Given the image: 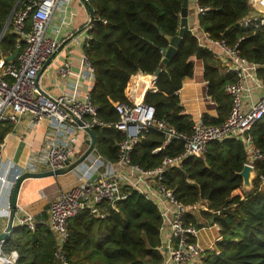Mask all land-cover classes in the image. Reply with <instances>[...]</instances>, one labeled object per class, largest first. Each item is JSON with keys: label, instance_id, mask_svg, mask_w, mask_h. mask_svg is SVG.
Masks as SVG:
<instances>
[{"label": "trees", "instance_id": "trees-1", "mask_svg": "<svg viewBox=\"0 0 264 264\" xmlns=\"http://www.w3.org/2000/svg\"><path fill=\"white\" fill-rule=\"evenodd\" d=\"M17 0H0V33ZM25 0H19V6ZM183 0H89L88 8L95 18L89 30L91 38L83 45L94 66L91 97L97 105L98 117L109 126H94L95 146L108 160L118 157V142L124 133L114 123L119 116L118 102L130 101L135 73L155 74L157 91L145 90L143 100L155 106V115L178 130L190 132L192 117L183 112L178 91L184 79L194 72L199 41L187 30L168 62L163 61L162 48L178 33ZM208 9L197 15L198 25L212 38L238 41L241 53L249 60L264 63V29L240 25L239 20L251 13L247 0H199ZM28 26V25H27ZM8 21L0 36V58L8 56L18 43ZM200 60L207 92L217 103V115L203 114L205 123H220L230 112V98L224 91L234 75L225 73L212 52L201 46ZM264 75V70L260 69ZM10 125L0 127V140ZM255 145L264 152V115L251 127ZM162 134L149 128L132 151V161L144 168L157 166L163 156L182 151V141L173 140L162 150L153 152ZM246 159L242 142L228 137L210 142L200 157H188L182 167H168L164 182L173 188L175 197L185 205L205 199L204 219L214 218L221 226L222 238L214 249L205 251L197 264H264V187L257 177L252 187L244 189L238 174ZM264 173V162L256 163V173ZM43 217V216H41ZM185 222L201 227L196 212L187 211ZM161 215L156 204L135 189L108 209L104 217L88 209L69 219L64 251L68 264H161ZM54 242L46 225L38 223L33 231L16 226L5 238L2 250H16L14 264H62L53 254Z\"/></svg>", "mask_w": 264, "mask_h": 264}, {"label": "built area", "instance_id": "built-area-1", "mask_svg": "<svg viewBox=\"0 0 264 264\" xmlns=\"http://www.w3.org/2000/svg\"><path fill=\"white\" fill-rule=\"evenodd\" d=\"M70 1L25 0L15 6L8 20L19 42L15 45L18 51L13 59L0 58V127L4 123L14 126L22 120H25L27 127H32L46 119L48 129L43 148L33 151L22 167L13 168L9 161L0 160L2 228L8 217L10 189L18 175L25 171L36 172L37 166H43L45 170L67 168L78 158L74 155V143L79 131H85L90 139L84 127L92 129L94 126L110 125L98 117L97 105L92 100L94 66L85 52L81 53L79 70L76 72L70 68L68 61L57 68L62 76H74L68 90L49 95L36 88L37 73L64 43L62 40L65 38L60 40L59 36L63 28L71 25L74 16L72 11L69 17L63 13L68 11L66 5ZM79 1L82 6L88 7L89 0ZM247 3L252 11L239 20L240 25L264 29V0H247ZM192 5L197 15L208 9L199 0H192ZM88 10L80 28L66 37L70 43L83 45L91 38L89 30L95 16L93 14L91 19V10ZM54 13L59 14V21L51 24ZM194 34L199 45L212 52L221 69L234 75V80L224 85L231 103L226 119L213 124L205 123L199 117L192 119L190 132L178 130L167 120L156 117L155 106L143 100L145 90L157 91L156 75L138 71L134 76L130 101L115 105L119 118L114 125L124 133L118 142L117 159L108 160L94 145L85 160L68 171L75 175L74 184L67 188L54 185L48 194L41 193L47 203L43 217L36 216L16 202L12 226L33 231L38 223L46 225L53 235L54 256L66 264L64 243L69 234V219L85 209L104 217L108 209L127 197L130 189H135L153 201L160 212L159 248L164 255L161 264H197L202 261L208 248L198 239L201 227L187 224L185 213L195 212L205 199L191 205L183 204L175 197L173 188L164 182L163 173L168 167H182L188 157L203 156L210 142L233 137L242 142L246 151L243 165L253 166L252 179L257 177L259 186L264 187V173H256V163L264 162V152L255 145L250 133L251 127L264 115V75L260 73V69L264 70V63L245 57L238 47V41L231 44L224 37L212 38L204 30L200 35ZM149 128L162 134L161 144L153 152L162 150L175 139L182 141L183 148L177 154L163 156L157 166L144 168L134 163L131 155L141 135ZM201 207L216 214L221 211L204 204ZM211 219L204 220L217 229L214 236L216 244L222 238L221 226L214 218L212 222ZM3 242L0 240V264H14L18 254L16 250L4 252Z\"/></svg>", "mask_w": 264, "mask_h": 264}, {"label": "crops", "instance_id": "crops-1", "mask_svg": "<svg viewBox=\"0 0 264 264\" xmlns=\"http://www.w3.org/2000/svg\"><path fill=\"white\" fill-rule=\"evenodd\" d=\"M77 3L84 10V15L79 20V15H82V13L78 12L76 2H72L71 0L66 5L68 11L63 12L64 15L69 17V13L72 11L74 12V16L71 25L63 28L62 34L59 36L60 40L65 38V40H62L64 42L63 45L40 69V73L36 78V88L40 92L57 95L70 88V82L74 81V76L72 74L62 76L57 72V68L63 62L68 61L70 68L74 72L79 70L81 53L83 51L82 45L70 43L68 38L66 39L70 32H74L80 28L89 11L87 6L80 4V1H77ZM188 7V29L200 35L202 29L198 25L197 14L192 10V0H189ZM58 19L59 14L54 13L50 23L58 22ZM70 28L74 30L69 31ZM193 60V75L183 80L182 86L178 91L183 112L190 114L192 119L199 118L203 114L216 116L217 103L212 100L207 92L208 85L203 76V62L195 56ZM137 90L138 88H136ZM47 129L48 121L46 119H43L39 124L32 127H27L25 120L20 121L14 126L10 125L9 130L3 134L0 140V160L3 162L9 161L13 164V168L22 167L33 151H40L43 148ZM87 146L88 134L85 131H79L74 143V155L79 157L86 150ZM36 168L38 171L45 170L43 166H37ZM71 174L74 176L73 179L63 184L60 183L58 175L26 177L22 179L17 190L16 202L25 206L36 216H44L47 203L46 197H42L41 193L48 194L54 185H59L63 188L71 186L75 182V175ZM216 234L217 229L206 221L199 230L198 239L206 248L212 249L216 247V244H214V236Z\"/></svg>", "mask_w": 264, "mask_h": 264}, {"label": "water", "instance_id": "water-1", "mask_svg": "<svg viewBox=\"0 0 264 264\" xmlns=\"http://www.w3.org/2000/svg\"><path fill=\"white\" fill-rule=\"evenodd\" d=\"M19 2V0H17L14 4V6L12 7L5 23L4 26L1 30L0 36L2 35L6 24L9 20V17L13 11V9L15 8V6L17 5V3ZM189 0H183L182 2V6H181V10H180V23H179V30L178 33L171 36L169 39V45L167 47L162 48L163 51V61L164 62H168L169 59L172 57V55L174 54L176 47L179 43V41L182 38V35L185 33V31L189 30L188 29V14H189ZM90 16L91 19L93 18V13L92 11L90 12ZM201 45L198 46L197 49V54L196 57H199V51H200ZM18 51V47H15L14 50L6 57H4V60H11L15 57L16 53ZM160 71V68H157L155 71V75L158 74ZM40 71L37 73V76L39 75ZM36 76V78H37ZM78 123L81 124V122L78 120ZM84 129L89 133L90 135V139H88V146L86 148V150L71 164L68 165L67 168L64 169H54V170H44V171H25L22 172L20 175H18V177L15 179L11 189H10V194H9V212H8V217L6 219L5 225L4 227L0 230V240H5V238L12 232L13 228L16 226H12L11 222H12V216H13V212H14V205L16 203V194H17V190L19 187V184L21 182L22 179L26 178V177H42V176H49V175H61L64 173H67L70 169H72L76 164L82 162L85 160V158L87 157V155L90 153V151L92 150V148L95 145V137L93 134V131L91 128L89 127H84ZM238 174L242 177V186L244 189H250L252 187V174H253V166L248 165V164H244L242 169L240 171H238ZM95 176V175H93ZM94 214L96 216H98V212H94ZM213 221V218L211 219V222Z\"/></svg>", "mask_w": 264, "mask_h": 264}, {"label": "rangeland", "instance_id": "rangeland-1", "mask_svg": "<svg viewBox=\"0 0 264 264\" xmlns=\"http://www.w3.org/2000/svg\"><path fill=\"white\" fill-rule=\"evenodd\" d=\"M76 2V5H77V9H78V12H80V13H82V15H79V20H81L82 19V16L84 15V10H82V8L80 7V5L77 3V1H79V0H72V2ZM193 11H194V7H193V9H192ZM195 12V11H194ZM8 23V22H7ZM7 25V24H6ZM74 29H72V28H70V30L69 31H73ZM68 33V32H67ZM67 174V175H66ZM59 176V180H60V183H65L66 181H69V180H72L73 179V177L74 176H72V174L71 173H65V174H62V175H58ZM207 205V202H206V200H202L201 202H200V204H199V207L198 208H196L195 210V212H196V214L200 217V220H201V223L202 224H205L206 222H205V220L203 219V217L201 216V210L203 209L201 206L202 205ZM208 206V205H207ZM3 217L2 216H0V230L2 229V225H3ZM62 264H65V263H62ZM66 264H68L67 262H66Z\"/></svg>", "mask_w": 264, "mask_h": 264}]
</instances>
